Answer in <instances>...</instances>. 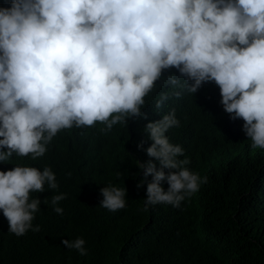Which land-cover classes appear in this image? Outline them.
<instances>
[{
  "label": "clouds",
  "instance_id": "clouds-1",
  "mask_svg": "<svg viewBox=\"0 0 264 264\" xmlns=\"http://www.w3.org/2000/svg\"><path fill=\"white\" fill-rule=\"evenodd\" d=\"M0 215V264H253L264 0H0Z\"/></svg>",
  "mask_w": 264,
  "mask_h": 264
},
{
  "label": "trees",
  "instance_id": "trees-1",
  "mask_svg": "<svg viewBox=\"0 0 264 264\" xmlns=\"http://www.w3.org/2000/svg\"><path fill=\"white\" fill-rule=\"evenodd\" d=\"M70 188L71 186L67 187L66 189H70ZM231 194L232 192L228 193L225 188H222L220 190L219 195L223 199L222 207L214 222L210 226L206 227V231L226 232L238 236V232L234 227V224L232 223V221L228 220V217L230 215H233L234 213L233 204L231 203V199H232V197L230 196ZM6 220L7 219L4 217V215H0V225H2V223ZM239 237L243 240L244 250L246 255L249 256L250 253H252L255 250V246L249 241H247L242 235L239 234ZM251 261H253V264H264V254L261 253L260 256H258L257 253L251 254ZM206 264H210V262L208 261Z\"/></svg>",
  "mask_w": 264,
  "mask_h": 264
},
{
  "label": "bare ground",
  "instance_id": "bare-ground-1",
  "mask_svg": "<svg viewBox=\"0 0 264 264\" xmlns=\"http://www.w3.org/2000/svg\"><path fill=\"white\" fill-rule=\"evenodd\" d=\"M234 145V143H232Z\"/></svg>",
  "mask_w": 264,
  "mask_h": 264
}]
</instances>
